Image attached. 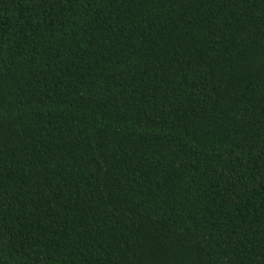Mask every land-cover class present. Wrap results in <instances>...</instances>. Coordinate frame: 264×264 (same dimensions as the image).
Returning <instances> with one entry per match:
<instances>
[{
  "label": "trees",
  "instance_id": "trees-1",
  "mask_svg": "<svg viewBox=\"0 0 264 264\" xmlns=\"http://www.w3.org/2000/svg\"><path fill=\"white\" fill-rule=\"evenodd\" d=\"M0 264H264V0H0Z\"/></svg>",
  "mask_w": 264,
  "mask_h": 264
}]
</instances>
